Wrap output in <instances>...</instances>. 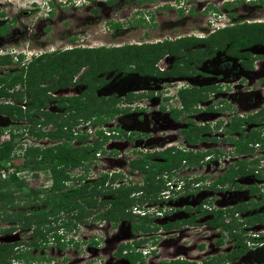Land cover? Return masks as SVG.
Segmentation results:
<instances>
[{
  "label": "flooded vegetation",
  "instance_id": "1",
  "mask_svg": "<svg viewBox=\"0 0 264 264\" xmlns=\"http://www.w3.org/2000/svg\"><path fill=\"white\" fill-rule=\"evenodd\" d=\"M249 1L253 4V1L261 0ZM231 4V2L226 1L224 6ZM211 8L208 6L207 9L211 10ZM177 11L179 12V10ZM186 13H188L187 15L192 13H190V7L186 9ZM229 14L232 15L231 12L226 13L227 17L231 18L232 16ZM1 15L0 12V17H3ZM235 19L231 23L233 25L225 24L224 27H238L243 23L264 22V20ZM14 24H16V20L11 16L8 20L0 22V28L2 27L0 35H5L9 25ZM214 31V29L213 31L210 30L206 35L182 33L176 34L172 38L170 36L159 38V40L170 41L182 37H192L196 39L188 44V46H193L191 50L204 49L207 36ZM196 36H201V38ZM244 36L237 35L235 37L239 39ZM207 45H209L208 42ZM250 48L254 50L253 53ZM261 50L263 52H259ZM43 53L49 52L43 51L41 54ZM206 60H209L217 70H212L214 76L209 83L193 86L200 90L204 98L192 105L190 112L183 110L182 102L177 95L180 88L187 89V86L181 85L178 89L172 86L175 87V96L173 94L162 96V91L157 88L158 83L152 79L148 85L143 83L139 94L132 95L134 99L137 98V101L135 102L136 107L130 110L129 106L124 104L133 100L130 96L133 91L126 89L125 84H123L122 94L118 96L113 91L110 82L114 75L115 79L121 82L127 78L128 73L136 72L135 69L132 70L134 67L128 68L124 65L119 69L111 68L103 74H98L102 79L100 84L93 89V96L102 97L101 101L113 102V106L118 109V112L112 116L123 113L124 117L126 116L124 119H126L129 118L128 115H131L129 111L136 113L134 118L139 117L141 120L136 126L137 132L130 134L128 131L125 134V130L120 126L105 125L104 122L111 116L105 117V120L100 123L94 121V116H89L86 119L77 118V123L71 125L70 131L73 138L69 140L70 146L74 148L84 146L86 147L84 152L88 155L85 160L88 161L86 162L87 169L83 166L80 173L78 172L77 176H74V180H78V185L90 183L103 190L101 194L99 191V193L94 192L92 194V197L97 200V203L92 207L104 206V200H99L105 196L104 191L106 193L109 190L107 194L110 195L109 198L111 199V189H119L124 186L129 188L127 197L134 204L132 207H136L135 210L139 212L136 214L125 208L124 212L129 215L128 217L120 218L115 223L106 219L107 224L113 228L118 227L119 223H127L128 232L132 235L131 240L117 243L114 255L112 254V256L122 259L126 264H143L144 257L152 256L157 252L158 244H160L159 239L163 234L179 237L181 242L186 241V244L194 245L195 253H193L194 257L189 259L184 258L183 255L160 258L156 260L157 264L173 261H184V264H264V35L260 41L244 43V45L237 43L229 46L226 43L219 47L216 44L213 46L212 53L203 57H200V53L192 54L189 60L183 61L174 56L167 67H157V73L155 71L150 74L139 73L138 71L136 73L148 77L173 79L194 75L205 77L208 76L205 71L210 68L205 66L203 72L198 69ZM156 62L154 67H156ZM175 68L179 74L174 76L161 74L165 71L175 70ZM222 70L223 73H221ZM109 73H112V76L109 77ZM50 83L52 81H48L44 85ZM69 88L76 89V93L68 94ZM103 88L108 92L107 94L102 92L104 91ZM84 90L85 86L74 84L48 90L47 94L53 97L80 96ZM142 97H144L143 100ZM171 98H177V100L171 103L169 102ZM57 100L58 98L46 101L43 110L53 112L59 118L65 119L64 115L70 114V112L66 110L65 105L57 106ZM120 101L124 102L121 104L124 105L123 108L118 106ZM92 103L96 104V99H92ZM48 104H53L55 109L53 111L48 110ZM148 105L151 106L152 113L149 114L148 118H145L146 121L149 119L146 126V121L141 114H143L144 109L148 108ZM222 111H226L223 116L221 115ZM195 115H199L200 121L195 119ZM239 118L242 119L240 125L237 123ZM69 119L71 121V117ZM123 122L122 120L121 124ZM231 122V125L237 124V127L232 129ZM142 124L145 125L142 126ZM63 128L66 127L63 126ZM248 134L257 138L248 141ZM44 138L49 139L48 137ZM103 139L110 141L99 147L94 146L95 142H102ZM152 139L158 144V148L154 150L150 145ZM49 140L50 144L43 147L52 146L58 142L57 140ZM63 140L61 139L60 142ZM78 140L80 144L77 143ZM112 140H122L123 150H118L120 148L111 149ZM142 141L144 142L141 143ZM238 142L244 143L243 147L238 148ZM178 151L189 154L188 159L181 160L182 165L179 162L178 165L170 169L158 168V163L165 161L163 153L173 154ZM115 155L123 157L124 163L121 164L110 157L106 163V156ZM136 160H140V163H135L137 167H133V161ZM97 161L103 163L98 168H96ZM108 161L110 162L108 163ZM232 168L236 169L238 173L229 178L228 173ZM156 169L158 170L155 171ZM186 169H188L187 172H185ZM196 169L198 175H193ZM150 179L154 181L153 185L149 184ZM156 186L159 187L160 191L153 200L152 198L150 200L156 207V212H153L150 208L153 206H147V203L144 202L149 200V195H152V190ZM228 200H232L233 203L222 205ZM106 204L101 212L107 208L108 203ZM218 212L221 213L222 223L227 228L209 224ZM29 213L31 212L28 211L27 214ZM54 215L55 219L51 215L47 217L51 219L49 226L52 228L47 229L45 224L42 227L44 237L48 238L50 232H53L50 234L51 236L56 233L60 237L57 242L61 240L67 246L73 245V249L69 251L70 248H64L62 243H57L56 249L55 247L50 248L45 244L47 240H40L41 244L39 243L37 246L29 244L32 240L33 229L39 224L31 223L29 226H25L19 225L17 222L0 223V228L6 229L0 232V236L12 232L17 233V244L0 240V243L10 246V257L7 258L9 264H51L52 261L53 264H59L60 258L68 264H74L81 260L79 253L84 250L83 248L93 246L92 239H96L97 234L92 232L89 240L81 238L73 240V236L65 238L70 230L62 229V234L58 232L63 226L62 219L66 218L65 212L59 211ZM250 217L253 219H248ZM259 218L262 220H258ZM133 227L135 229L132 230ZM198 228L201 229L200 234H204L205 238L207 236L209 238V235L212 236V250H208L209 242L204 237L200 244L196 243L195 233H198ZM23 234L26 235L23 236ZM116 236H118V232ZM129 245L135 249L134 253L137 251L140 253L139 260L130 261L125 257L127 253L131 252ZM144 245L149 246L150 249L145 248V251L136 248ZM248 249L254 251V254L249 258L243 257L242 254ZM37 251L39 252L37 253ZM17 255L19 257H16ZM66 256L73 257L74 261L68 258L66 260ZM94 258L96 257L88 258L79 264H92ZM106 262L112 263L111 258H108Z\"/></svg>",
  "mask_w": 264,
  "mask_h": 264
},
{
  "label": "trees",
  "instance_id": "2",
  "mask_svg": "<svg viewBox=\"0 0 264 264\" xmlns=\"http://www.w3.org/2000/svg\"><path fill=\"white\" fill-rule=\"evenodd\" d=\"M108 1L110 2L111 0ZM191 12L192 10H190ZM139 20L143 22V18ZM110 26L118 27L119 23H111ZM1 28L0 34L2 33ZM217 35H220L218 39H216ZM237 35L245 36L237 39L235 37ZM263 35L264 22L254 24L243 23L238 27L215 29L213 33L207 36L204 49H188V44L196 39L192 37H182L170 41L163 40L151 44H123L111 47L75 46L40 54L39 56L33 57V59L24 65H19L10 74L0 75V97H10L14 102H21L22 99H25L26 102L23 107H20L18 104L14 105L13 102L0 105V113L10 119L25 120L26 125L23 126L22 130L31 135L33 139L48 137L49 139L58 141L48 147L27 144L23 147L22 151V148H20L16 140V137L21 135L22 130L15 134L11 132L8 134V139L0 141V169L6 172L5 176H0V223L11 224L17 222L19 225L25 226H29L31 223L35 225L39 224V226L33 229L32 240L29 243L37 246L40 240H46L44 231H42L43 225H47V229L52 228L49 226L50 218H47L48 215L53 216L55 219L54 213L59 211L65 212L66 218L64 217L65 219H62L63 226L61 229L70 230L76 226V223L83 222V216L89 214L92 206L97 203V200L92 197V194L94 192H100L101 194L103 192L102 188L91 185L90 183L77 186L70 184L69 181H72L74 178L69 176L65 172V169L68 166L74 167L82 165V161H85L88 157L84 152L86 147L74 148L69 144V140L73 138L70 128L71 125L77 123L76 119H86L89 116H94V121L100 123L105 120V117L112 116L118 112V109L113 106V102L101 101L100 99L102 97L93 96V89L100 84L102 79L98 74H103L111 68L119 69L124 65L131 64L133 67H136L135 70L138 72L150 74L155 71L157 73L158 70L153 65L167 52L185 61L186 59L189 60L192 54L200 53V57H203L212 53L213 46L216 44L219 47H222L226 43L229 46L237 43L244 45V43L248 44L254 41H260ZM207 42L209 45H207ZM21 59L22 55L20 53H16L15 56L11 53L0 54V65H7L9 63L20 64ZM161 74H171L174 76L179 74V72L175 68V70L165 71ZM23 78L26 83L25 88H23L24 91L20 92L19 90H15L13 92L9 90L13 86L14 81L21 83ZM48 81H52V83L44 85ZM74 84L85 86V90L80 96L53 97L47 94L48 90H54L59 86H72ZM178 96L182 102L183 110L188 112H190L192 105L204 98L200 90L196 87H190L188 89L180 88L178 90ZM57 98L56 105H65L66 110L70 112V122L66 119L59 118L53 112L43 110L46 101ZM91 98L93 100L96 99L97 103H92ZM104 103L107 104L103 107L102 104ZM241 122L242 119L239 118L237 120L238 125ZM41 124H51L52 128L47 131L35 128L36 125L39 126ZM63 126L66 128H63ZM236 127L237 124L231 125L232 129ZM256 138L251 134L247 135L248 141ZM61 139L64 140L60 142ZM104 141L105 139L102 140V142ZM102 142H95L94 146L98 147ZM243 145L244 143H237L238 148L243 147ZM18 151L20 152L19 154H17ZM163 157L165 161L158 163V168L162 169V167H166L170 169L178 165L182 159H188L189 154L187 155L179 151L173 154L166 152L163 153ZM135 163H140V160L133 161V167H137ZM9 167L12 168L11 172H7ZM84 167H87V163L84 164ZM41 169H48L52 172V182L47 190L45 188L43 189V192L29 187L27 182L22 179L23 177L19 176V172L23 170L35 171ZM236 173L238 171L232 168L228 173V177L232 178ZM150 180L149 184L153 185L154 181L152 179ZM158 189L159 187L156 186L152 190V194H155ZM128 190L129 188H125L124 186H121L119 189H111L112 198L104 200V202L108 203V207L103 212H97L96 219H107L115 223L120 218L128 217L129 215L124 212V207L133 204L127 197ZM19 200L23 206L21 211L14 208ZM112 210L116 212L114 213ZM28 211L31 213L27 214ZM248 219L252 220L253 218L250 217ZM258 220H262V218ZM209 224L227 228L222 223L221 213L219 212ZM4 230L6 229L0 228V232ZM51 238L57 241L60 237L54 233ZM129 246L131 247V245ZM9 247L8 244L0 243V264H9V260L7 259L10 257V254H8ZM129 250L131 252L125 255L126 258L130 261L140 259V253L138 251L134 253L135 249H133V246ZM16 257H19V255ZM184 263V261H173L166 264Z\"/></svg>",
  "mask_w": 264,
  "mask_h": 264
},
{
  "label": "rangeland",
  "instance_id": "3",
  "mask_svg": "<svg viewBox=\"0 0 264 264\" xmlns=\"http://www.w3.org/2000/svg\"><path fill=\"white\" fill-rule=\"evenodd\" d=\"M228 1L232 4L229 6H224V3ZM248 2V3H247ZM249 0H0V22H4L6 19L8 20L9 16L13 17L16 20V24L9 25L7 33L4 35H0V54H6L10 52L9 50H13L15 53H20L23 55L22 62H25L27 58L30 59L31 54H38L39 52H50L52 50L64 49L68 47H97V46H120L125 44H139L142 42L150 43L154 42L156 39H161L163 37L170 36L171 38L176 34H194V35H206L210 30L214 27V24L217 26H222L227 24L231 26V24L235 18L244 19V20H264V0L249 3ZM181 5L182 13L178 14L177 7ZM188 5L191 6L192 13L187 15L186 8ZM209 6H214L218 13L220 14V22L215 19L213 13H210V10L207 9ZM136 11V12H135ZM138 12H141L138 14ZM231 12L232 17L228 18L226 13ZM143 18V22L139 19ZM235 19V20H237ZM215 22V23H214ZM111 23H119L118 27H111ZM213 25V26H210ZM220 35L216 36L218 39ZM168 39V38H167ZM196 46V45H195ZM193 46L189 45L187 48L191 49ZM253 53V49L250 48ZM250 51V52H251ZM258 52V50H257ZM263 52V50L259 51ZM167 54V55H166ZM175 55L170 54L169 52L165 53L159 60L156 62L155 68L167 67ZM28 59V60H29ZM20 64L9 63L7 65H0V75L10 74L12 71L16 70ZM130 66V67H129ZM206 67L210 69L206 70L205 73L208 76H184L180 78H168V77H148L146 75L137 74L138 72L134 70L136 67L133 65H127L128 68H133L132 70L136 72L128 73L127 78L124 81H117L115 75L112 76V73H109V77H114L110 80L111 86L113 87V91L119 96L122 94V90L124 89L123 84H125L126 89H130L133 91L130 93V96L133 100L129 103L125 102L129 106L130 110L133 107H136L137 98L134 99V95L139 94L142 89L143 83L148 85L150 79L152 81H156L158 83L157 88L162 91V96H175V87L170 86L172 81L175 86L180 87L181 85L187 86V89L193 86H199L203 84L209 83L214 74L212 70L216 71V67L209 62V60L204 61L198 69L203 72ZM157 68V69H158ZM226 71V70H225ZM224 71L222 70L221 73ZM142 73V72H139ZM24 78L22 82L14 81L13 86L9 88L11 91L19 90L24 91L25 88ZM105 94L108 92L103 88ZM68 94H75L76 89L69 88ZM133 95V96H132ZM178 95V93H177ZM178 98V96H177ZM177 98H171L169 102L173 103ZM11 98H2L0 97V105H5V103H12L14 105H19L20 107L25 106V99H22L21 102H15L10 100ZM142 100L144 97L141 98ZM124 102L120 101L118 106L123 108ZM107 103L102 104L104 107ZM47 109L53 111L55 109L53 104H48ZM222 116L226 114V111H222ZM131 115H128L129 118L124 119V114L120 113L117 116H111V118L107 119L104 124L115 127L120 126L125 130V134L129 131L130 134L137 132V125L141 122L140 118H134L136 113H132L129 111ZM152 113L151 106L148 105V108L144 109L142 117L148 118L149 114ZM119 114V113H118ZM200 114V113H199ZM191 115V114H190ZM199 115H195V119L200 121ZM187 117V116H186ZM64 118L67 121H70L69 114H65ZM122 120L124 121L123 124ZM25 120H14L7 118L2 113H0V140H4L7 138L8 134L17 133L22 130L25 124ZM149 122V119L146 121V126ZM135 125L134 127H131ZM145 124H142L144 126ZM35 128H40L41 130H49L52 128L51 124H41L39 126H35ZM151 129V127H150ZM132 132V133H131ZM16 140L22 148L25 145L32 146H40L43 147L46 144H50L49 139L45 138H35L31 137V135L27 134L24 130H22L21 135L16 137ZM155 140V136H154ZM153 139L150 141V145L152 150L158 148V144L155 143ZM113 148H120L118 150H123L122 140H112ZM153 141V143H151ZM142 141L141 143H143ZM77 143L80 144L79 140ZM132 145V143H129ZM140 144V142H139ZM72 145V144H71ZM99 147V146H98ZM77 149V148H76ZM16 153V152H15ZM20 152L18 151L17 154ZM13 154V153H12ZM12 156V155H11ZM14 156V155H13ZM108 157L116 159L119 163H124L123 157L115 156H106V163ZM110 160V161H112ZM108 161V163L110 162ZM88 161L82 162V167H66L65 172L69 174V176L74 177L77 176V173L81 171L84 164ZM98 164L96 168L99 167L100 164H103L100 161H97ZM182 165V162L180 161ZM89 166V164H88ZM111 166V165H110ZM185 169V168H184ZM78 170V171H77ZM83 170V169H82ZM195 170V169H194ZM30 171L26 170L24 173V178L31 180H25L27 185L32 188H36L43 192V189L50 186L52 182V172L48 169L44 170H36L33 173V176H30ZM188 169L185 170L187 172ZM24 172V171H22ZM38 175H37V174ZM35 174V175H34ZM193 175H198L197 169ZM34 177V178H33ZM36 180V181H35ZM78 180L69 181L72 185H78ZM105 193V196L99 198V200H106L109 198V194ZM155 194L149 195V200L145 201L147 206L154 205L151 203L154 199ZM14 208L21 211L22 210V202L19 200ZM232 200H228L222 203V205L232 204ZM104 206H95L92 207L89 214H85L83 216V222L76 223L72 229H70L69 233L66 234L65 238H70L71 236L73 240L78 238L89 240L92 232L97 234L96 239H92L94 242L93 246L85 247L83 245L84 250L79 253L81 260L76 262L77 264L82 263L84 260L94 258V262L92 264H126L122 259L118 257L112 256L114 255L115 248L117 243L121 241L129 242L131 240L132 235L128 232L127 223H119L118 227H111L107 224L106 220L96 219L97 212H101ZM134 205V204H132ZM131 206H125V208L132 209ZM155 206V205H154ZM32 207V205H31ZM143 207V206H142ZM114 213L116 212L115 210ZM203 220V218H200ZM51 219H49V222ZM51 224V223H50ZM118 228V229H117ZM61 229V228H60ZM59 229V232H60ZM198 233H195V240L197 244L202 242L204 234H200V228L197 229ZM118 232V236L116 233ZM52 232L48 233V238L45 244L47 246L55 247L57 243L60 244L62 242H57L56 240H50ZM73 234V235H71ZM193 234V235H195ZM26 234H23L25 236ZM28 235V234H27ZM100 235V237H98ZM199 235V236H198ZM214 235V234H213ZM108 237V239H106ZM191 236L189 237V239ZM207 238V239H206ZM205 238L208 240V250H212L211 248V238L209 235ZM187 239V240H189ZM193 239V238H192ZM0 240L8 243L17 244L18 238L17 233H10L0 236ZM160 244H158L157 252L152 256H146L143 259V264H157L156 260L160 258H169L173 255L181 256L183 255L186 259L193 258L195 253L194 245L186 244V241H180L179 237L176 236H168L161 235L159 239ZM74 243V242H73ZM63 247L73 249L72 246H67L64 242L62 243ZM87 245V244H86ZM137 249L147 250L150 249L149 246H137ZM56 249V247H55ZM17 251V249H14ZM9 251V249H8ZM97 251V252H94ZM39 251H37L38 253ZM254 251L247 250L243 257L249 258L252 257ZM10 253V251H9ZM8 253V254H9ZM76 255V254H75ZM93 255V256H92ZM193 255V256H192ZM71 256H73L71 254ZM73 260V257L70 258L66 256V260ZM108 258H111L112 263L106 262ZM74 261V260H73ZM93 261V259H92ZM74 263V264H76ZM41 264V263H40ZM53 264V261L51 262ZM59 264H68L67 262L61 260Z\"/></svg>",
  "mask_w": 264,
  "mask_h": 264
},
{
  "label": "clouds",
  "instance_id": "4",
  "mask_svg": "<svg viewBox=\"0 0 264 264\" xmlns=\"http://www.w3.org/2000/svg\"><path fill=\"white\" fill-rule=\"evenodd\" d=\"M191 6L192 5H188L187 6V8L186 9H189V7H190V10H191ZM212 6H210V8H211ZM181 10L180 12H178V14H181L182 13V9H181V5H179V7H177V10ZM212 10H217L215 7H214V9H211L210 10V13H213L214 15V17H215V19L216 20H218L217 22H220V14L218 13V11H212ZM136 12V11H135ZM141 12H138V14H140ZM215 23V22H214ZM225 25V24H224ZM224 25H222V26H217L216 24H214V27L211 29V31H213V29L215 30V29H219V28H223L224 27ZM210 26H213V25H210ZM168 37V36H167ZM196 37H198V38H201V36H196ZM160 40L159 39H156V40H154V42H150L149 44H151V43H156V42H159ZM144 43H146V42H144ZM140 44V43H139ZM68 48H71V47H68ZM10 52H7V53H11V54H13L14 56H15V52L13 51V50H9ZM18 53V52H17ZM42 52H39L38 54L36 53V54H31V57H30V59L29 58H27L26 60H25V62H22V59H23V55H22V59H21V63H20V65H24L26 62H28V61H30L31 59H33V57H36V56H39V54H41ZM2 55V54H1ZM161 58V57H160ZM159 58V59H160ZM29 59V60H28ZM172 84H174V83H172ZM171 85V84H170ZM171 86H175V85H171ZM177 89L179 88V87H177V86H175ZM23 107V106H22ZM9 136V135H8ZM8 136H7V138L6 139H8ZM6 139H4V140H6ZM0 141H3V140H0ZM110 140H105L104 142H102V144H101V146L104 144V143H108ZM24 172L26 171V170H23ZM36 171V170H35ZM35 171H30V176H33V173L35 172ZM39 171V170H38ZM22 172V171H21ZM37 174V173H36ZM38 175V174H37ZM19 176H21V174L19 175ZM21 177H23V176H21ZM24 178V177H23ZM31 178V177H30ZM34 178V177H33ZM74 178V177H73ZM25 180H26V178H24ZM75 179V178H74ZM28 180V179H27ZM26 180V181H27ZM31 180V179H30ZM36 181V180H35ZM160 191V189H158V191L156 192V193H158ZM107 205V204H106ZM151 206H153V207H150L151 208V210L153 211V212H156L155 210H156V207L154 206V205H151ZM108 207V206H107ZM136 209V207H132V211L134 212V213H136V214H138L139 212L138 211H136L135 210ZM158 213V212H157ZM101 220H106V219H101ZM61 230L62 229H60V232H59V234H62L61 233ZM53 233V232H52ZM50 240H53L52 238L50 239ZM47 241H49V240H47ZM57 241H58V239H57ZM60 242H62L61 240H59Z\"/></svg>",
  "mask_w": 264,
  "mask_h": 264
},
{
  "label": "built area",
  "instance_id": "5",
  "mask_svg": "<svg viewBox=\"0 0 264 264\" xmlns=\"http://www.w3.org/2000/svg\"><path fill=\"white\" fill-rule=\"evenodd\" d=\"M12 171V168L11 167H9L8 168V170H7V172H11ZM5 170H3V169H0V176L1 177H3V176H5ZM24 173L25 172H19V175L21 174V176H23L24 177ZM30 175V174H29ZM31 178L29 177V179L28 180H30Z\"/></svg>",
  "mask_w": 264,
  "mask_h": 264
}]
</instances>
